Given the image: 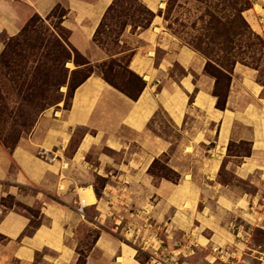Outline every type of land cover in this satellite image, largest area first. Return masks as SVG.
<instances>
[{
	"label": "crops",
	"instance_id": "0c3cea01",
	"mask_svg": "<svg viewBox=\"0 0 264 264\" xmlns=\"http://www.w3.org/2000/svg\"><path fill=\"white\" fill-rule=\"evenodd\" d=\"M113 1L0 0V54L33 12L46 18L60 5L67 11L62 26L69 44L91 65L101 63L109 56L93 38ZM140 1L155 16L138 34L141 45L129 50L128 68L144 82L138 98L94 72L76 87L68 109L44 110L12 150L0 146V264H76L77 230L86 224L97 228V237L84 264H148L152 254L173 258L194 249L206 251L208 264H235L223 254L210 256V248L234 246L230 254L238 257L246 247L200 208V194L209 182L222 208L242 215L253 209L257 193L231 200L216 185L223 168L246 180L264 167L263 87L244 73L237 86L232 80L225 108H216L206 60L157 15L166 0ZM252 3L248 22L264 36V0ZM241 142L250 145L249 153L230 154V144ZM159 158L167 159L178 182L161 178L155 184L149 169ZM156 196L171 209L158 227L164 238L149 221ZM8 197L13 204L4 203ZM130 205L131 219L122 221L119 212ZM88 209L95 216H86Z\"/></svg>",
	"mask_w": 264,
	"mask_h": 264
},
{
	"label": "rangeland",
	"instance_id": "374dc122",
	"mask_svg": "<svg viewBox=\"0 0 264 264\" xmlns=\"http://www.w3.org/2000/svg\"><path fill=\"white\" fill-rule=\"evenodd\" d=\"M240 1L241 0L236 2L237 7L241 5L242 1ZM248 1L253 2V0ZM234 5L235 0H166L163 8L160 9V12L157 13V15L162 17L166 22V29H169L168 31L170 33L176 35L183 44L199 52L204 57L206 62L210 61L215 65L217 63L218 66L219 60H223V57L225 56V53L222 50H229L232 48L234 50L231 49V53L235 51L242 52L238 59H243L247 56V62H245V64L240 62L235 63L232 74L230 75V84L232 80H234L235 86H237L239 83L238 81L241 80L245 74L252 75L255 83L263 87L264 95V46H254L253 43L256 42V40L252 38L247 40L246 38L235 37L233 39L232 36L230 37V29L232 26V21L235 17V10H233ZM123 8H126L125 12H128L129 15H133L134 18H138V13L142 12L140 4L134 0H121L116 6V10L119 11ZM18 10L25 15L28 13L26 10L22 11L23 9L21 10L19 6ZM242 16L249 24V16H247L246 11L242 13ZM141 17H143V15L140 16V19ZM49 22L51 24V31H54L52 26L55 22V19H52ZM140 25H143V23ZM250 28L252 29L251 26ZM115 31L116 33L111 36L110 40L108 39L107 44H98L97 46L102 49L107 54V56L112 55L114 57L122 52V55L117 57V59L120 61V67H115L111 72L107 68H104L103 71L106 72L114 85L122 90L135 93L141 84L136 79V77L132 75V71L126 67V61L128 55L130 54L129 50L135 46H140L143 42V40L138 37V34L140 31H142V29L137 24L128 21L125 27L123 26L115 28ZM107 32L108 29H104L103 34H101L99 38L101 37L102 39H106L105 35ZM258 35L264 41V36L260 34ZM228 39L232 40V42H228ZM211 41L219 43L220 46H215L211 43ZM219 47H221L222 50L218 49ZM32 59L33 57H31V60ZM80 60L81 59H79V61ZM231 64L232 60L228 61V68L226 69H231ZM29 65H32V63L30 62ZM65 66L69 71V75L71 71L77 68L72 61L67 62ZM234 69L237 72H234ZM88 70V67H81L76 75L72 77V83H70L71 86L75 84V79H79L83 74L87 73ZM93 70L97 72V69L93 68ZM176 70L179 72L181 71L177 67ZM97 73L99 74V72ZM207 75L214 80L215 92H217L221 99H223L228 89V80L222 78L217 82L215 77L209 74ZM67 81L69 82V79ZM13 86L14 85L10 81L9 76H6L5 78L2 77L0 79V92L2 90L6 91V94H3L5 92H2V95L7 97L5 104L7 105V113L10 116L7 123L4 124L6 132L9 131V126L11 125L12 119L15 118L17 109L21 108L25 110L27 113H29L31 119H34L36 113H38V110H30L25 102H21L15 90H13ZM60 91L62 92L61 102L58 104L55 103L57 101L56 98L58 97L53 95V97L47 101L45 100L41 102V104L45 103L43 106L44 110L52 109L54 111L56 108L65 109V102H68L67 86L65 85L64 87H61ZM7 92L11 94H7ZM40 114L38 116H40ZM159 117L163 118L161 114H159ZM30 132L28 134H24L23 137L29 135ZM77 133H82V130H78ZM249 151L250 145L246 142L230 144L229 146L230 154L242 156L248 154ZM165 166L168 167L167 159L159 158L156 160V162H153L151 168L149 169V175L154 179L155 184L158 180L164 178L163 176L166 175L167 170L165 169ZM218 184L220 185H216V187H218L219 192H221V194L227 195L229 198H231V200H235L239 196H243L244 199L247 197V195H250V198L252 199L256 193L258 198L256 201L253 200V202H251V207L253 209L249 210L250 213H245L244 215L238 212L234 213L222 208L215 202V199H213L215 195L214 189L212 188L213 184L206 182V185L201 189L200 199L201 203L203 204H201L200 208L204 206L207 208L208 212H210L220 221L221 225L228 226L232 235L230 236L231 239L241 240L242 242L246 240L244 242L246 243V247L241 250V253L238 254V257L232 256L233 254H230L234 246H223L220 247L219 251H216L217 249L214 251L212 248H210L209 252L212 254L210 256L223 254L226 256V263L235 262V264H264V215L258 214V211L264 210V167L261 168V171L255 173L246 180L237 178L231 170L223 168L218 179ZM224 185H227L228 187L224 189ZM151 201L155 202L153 210L154 218L153 216H150L149 219L153 225L151 229H156L157 237L164 238L163 231H161V229L158 227L163 224L161 223L163 221V217H167L169 214H171V209L166 207L163 203V200L157 196L155 197L154 201ZM4 203L6 205H11L13 204V200L8 197L4 200ZM133 208H135V206L130 205V207H128L126 210L122 209L119 212L120 215H122V221L128 222L131 219L128 215V211H134ZM86 216H95L94 210H86ZM137 219L141 222V224H145L144 217ZM132 220L134 221V219ZM125 226H131V224L126 223ZM96 231L97 228H87V224L80 226L77 230V240L79 241L78 252L80 255L76 264H82V254L84 253L85 249L89 248L92 244ZM176 235V233H168L169 237L172 236V238H170L172 241L179 243L181 241V237H177ZM227 252L229 255L225 254ZM206 254V251L203 252L202 250L194 249V252L192 251L191 254L188 252L186 254L180 253L176 256L173 255V258H170L169 256L167 257V254H156L155 257L167 261L165 262L162 260L164 264H208L205 258ZM210 256H208L207 259H209Z\"/></svg>",
	"mask_w": 264,
	"mask_h": 264
},
{
	"label": "trees",
	"instance_id": "16d2710c",
	"mask_svg": "<svg viewBox=\"0 0 264 264\" xmlns=\"http://www.w3.org/2000/svg\"><path fill=\"white\" fill-rule=\"evenodd\" d=\"M120 1L121 0H114L106 10L93 38L96 45L107 44L108 39L110 40L111 36L116 33L115 28L125 27L128 21L137 24L143 30L150 26L155 14L147 9L140 0H134L138 2L142 8V12L138 13V18H134L133 15H129L128 12H125L126 8L117 11L116 6ZM238 1L239 0H235V5L233 7V10H235V17L232 21L230 37L232 36L233 39L235 37L246 38L247 40L252 38L256 40V42L253 43L254 46H264L263 39L250 28L249 24L242 16L243 12L252 7V2L241 0V5L237 7L236 2ZM66 14L67 11L60 5L54 8L46 18H42L33 12L25 19V23L20 32L16 36L10 37L5 42L4 49L0 54V79L9 76L10 81L14 85L13 90H15L21 102H25L30 110H38V113H36L37 116L35 115L34 119H31L29 113L25 110L21 108L17 109L15 118L12 119L11 125L9 126V131L6 132L4 124L7 123L10 116L7 113V105L5 104L7 97L2 95V92H5L3 94H6V91L2 90L0 92V146L12 150L17 145L20 138L33 129L39 117L38 115L44 110L43 106L45 103L41 104V102L45 100L47 101L53 97V95H56L58 98H56L57 101L55 103H60L62 99L60 88L65 85L67 86L68 98V102H65V109H68L74 90L95 72L93 68L97 69V72H99L105 81L126 94L129 98L136 100L141 93L144 87V82L135 73L131 72L141 85L135 93H130L114 85L106 72L103 71L104 68H107L111 72L115 67H120V61L117 57L110 55L107 60L96 65H91L89 61H87L69 44V31L62 26V21ZM141 15H143V17L140 19ZM52 19H55L52 26L54 31H51L50 28L51 24L49 21ZM142 23L143 25H140ZM104 29H108V32L105 35L106 39L99 38V36L103 34ZM227 41L230 43L232 42V40L229 39ZM211 43L215 46H220L219 43L212 41ZM218 49H221V47ZM231 49L232 48L229 50L221 49L225 53V56L223 57V60H219L218 66L217 63L215 65L212 64V62L207 61L204 67L205 73L215 77L217 82L222 78L227 79L229 83L228 89L231 81L230 75L232 74L235 63L240 62L245 64V62H247V56L243 59H238L242 52L235 51L231 53ZM131 56L132 53L128 55L126 67H128ZM31 57H33L32 60ZM79 59L81 60L79 61ZM230 60H232V68L228 70L226 68H228L227 64ZM69 61H72L77 67L70 72V75L65 66ZM30 62L32 65H29ZM83 66L89 68L88 72L83 74L79 79H75V84L71 86L70 83H72V77L76 75L78 70ZM68 79L69 82L67 81ZM228 89L223 99H221L220 95L215 92L214 89L213 95L217 98L216 108L221 110L225 108ZM7 94L11 93L7 92ZM154 162H156V160ZM165 169L167 170V173L163 177L173 183L178 182L179 176L166 166ZM96 237L97 231L92 244L89 248L85 249L82 254V264L85 263L86 254L93 245ZM1 239L2 237L0 235V240ZM77 254L79 257L80 254L78 252V247Z\"/></svg>",
	"mask_w": 264,
	"mask_h": 264
},
{
	"label": "built area",
	"instance_id": "2783aa9c",
	"mask_svg": "<svg viewBox=\"0 0 264 264\" xmlns=\"http://www.w3.org/2000/svg\"><path fill=\"white\" fill-rule=\"evenodd\" d=\"M77 211L80 213V214H83V209H82V207H78L77 208ZM156 255H151L150 256V259H149V262L148 263H150V264H164V262L160 259V258H158V257H155Z\"/></svg>",
	"mask_w": 264,
	"mask_h": 264
},
{
	"label": "bare ground",
	"instance_id": "6f19581e",
	"mask_svg": "<svg viewBox=\"0 0 264 264\" xmlns=\"http://www.w3.org/2000/svg\"><path fill=\"white\" fill-rule=\"evenodd\" d=\"M89 191V190H88ZM91 191V190H90Z\"/></svg>",
	"mask_w": 264,
	"mask_h": 264
}]
</instances>
